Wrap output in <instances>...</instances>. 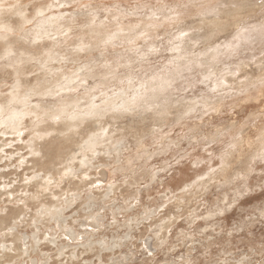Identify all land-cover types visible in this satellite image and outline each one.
Listing matches in <instances>:
<instances>
[{"label":"rangeland","instance_id":"rangeland-1","mask_svg":"<svg viewBox=\"0 0 264 264\" xmlns=\"http://www.w3.org/2000/svg\"><path fill=\"white\" fill-rule=\"evenodd\" d=\"M0 1L27 17L4 15L13 27L8 55L25 59L8 66L0 29V103L8 106L18 83L28 112L19 134L0 125V183L14 191L0 204L20 214L14 232L28 245L35 239L32 259L264 264V0ZM43 16L51 31L33 42ZM48 46L57 58L51 75L27 60ZM68 76L70 88L52 94ZM121 90L132 108L87 117L66 143L62 120L44 114L100 105ZM38 120L47 144L30 156ZM103 131L96 153L84 149V138ZM57 199L55 218L38 221Z\"/></svg>","mask_w":264,"mask_h":264},{"label":"bare ground","instance_id":"bare-ground-1","mask_svg":"<svg viewBox=\"0 0 264 264\" xmlns=\"http://www.w3.org/2000/svg\"><path fill=\"white\" fill-rule=\"evenodd\" d=\"M18 1V0H16ZM1 2V1H0ZM3 4V3H2ZM14 4V3H13ZM6 6V5H5ZM3 6V7H5ZM9 6V5H8ZM11 6V5H10ZM2 7V5L0 4V25L2 28V30L5 31L4 35L1 37V40L2 39H5L6 38V42H3L4 45H3V48H8L10 46V41L8 40V34L13 30L11 27L12 25L10 24L9 21H4V15H9V16H18L20 18H22L23 22L22 23H25V21L27 20V17L25 16L23 10L21 9H14V10H5L4 8ZM234 11V9H232ZM239 10V9H238ZM25 11V10H24ZM237 11V10H236ZM41 13H43L42 11H40ZM219 13V12H217ZM216 15V14H215ZM38 18V17H37ZM40 19V25L38 26V29L35 31L33 37H32V41L33 42H36V41H39V40H42L43 39V36H46L48 37V34L50 33L51 31V27L49 26L51 23H49L50 21H45L44 19V16L43 17H39ZM19 20V19H18ZM21 21V20H20ZM39 21V20H38ZM205 21V20H204ZM19 22V21H18ZM44 23H49L48 24V27L50 29H44L43 25ZM18 24V23H17ZM213 25V24H212ZM211 25V26H212ZM215 25V24H214ZM88 30V29H87ZM217 30V29H216ZM215 30V31H216ZM147 31V30H146ZM23 32V31H22ZM89 32V31H88ZM91 32V31H90ZM98 32V31H97ZM97 34V33H96ZM100 34V33H99ZM109 34V33H108ZM81 35V34H80ZM211 35V34H210ZM99 36L100 38V35L97 34V37ZM94 37V36H93ZM104 38H107L105 36H103ZM209 37V36H208ZM109 38V37H108ZM134 39V37H132ZM44 39H47V38H44ZM179 39V38H178ZM206 39V38H205ZM51 41V39L49 40ZM96 41V38L94 39V43ZM101 41V40H100ZM181 41V40H180ZM52 42V41H51ZM165 42V41H164ZM177 43V42H176ZM55 44V43H54ZM54 44H50L49 43V46L52 47V45ZM95 45V44H94ZM135 45V44H134ZM47 47L45 49V52L43 53H40L38 54V57L36 58H26L28 61H35L37 63V67L40 68V70L43 71H47V75H51L53 74L54 70L58 69V68H54L50 66L51 62L53 61H56L57 58L55 57L54 53L52 51V49L50 47ZM82 46H85L83 43L80 44L79 46V50L83 49ZM171 47V46H170ZM182 47V46H180ZM186 47V46H185ZM5 48V49H6ZM172 48V47H171ZM174 48V46H173ZM183 48V47H182ZM209 48V47H208ZM177 49V47L175 48ZM187 49V48H186ZM190 49V48H189ZM188 49V50H189ZM12 50V49H11ZM178 50V49H177ZM6 51V50H5ZM185 51V50H184ZM12 53L9 48L8 50L4 53L5 56L7 57V59L5 60H8L9 63H8V66H12V65H16L19 61H22L24 60L25 58H17L16 57H13L12 59L9 57L8 54ZM35 53V52H34ZM110 55V54H109ZM24 56V55H23ZM28 56H30V54H28ZM33 55H31L32 57ZM212 56H214V53L212 54ZM61 57V56H60ZM213 58V57H212ZM194 59V58H193ZM209 59V58H208ZM214 59V58H213ZM60 61V60H59ZM190 61V60H189ZM197 61V60H196ZM6 63V61H5ZM61 64V62H60ZM64 64V63H63ZM8 68V67H7ZM17 69V68H16ZM14 69L15 73H17V70ZM60 69V68H59ZM83 69V68H82ZM85 69V68H84ZM37 70V69H36ZM104 70V69H103ZM41 72V71H40ZM102 72V71H101ZM109 72V71H107ZM65 73V72H64ZM89 73V72H88ZM105 73V71L103 72ZM111 73V72H110ZM108 73V74H110ZM67 74V73H66ZM70 74V73H68ZM67 74V75H68ZM94 74V72H93ZM101 74V73H100ZM99 74V75H100ZM106 74V73H105ZM76 75V74H74ZM73 75V76H74ZM79 76H82L83 78L84 77H90L85 75L84 73H79L78 74ZM96 75L98 76V74L96 73ZM77 76V75H76ZM94 75H92V78H93ZM103 76V75H102ZM101 76V78H102ZM105 78L107 76L104 75ZM109 76V75H108ZM218 76V75H217ZM50 77V76H49ZM100 78V76H99ZM72 79L74 80V77L72 76H68V78H66V80L64 79V82L62 84H59V85H56V88L54 91H52L51 93L55 94V93H59L61 91H65V90H68L71 86V82H72ZM104 79V78H103ZM108 79V78H107ZM20 80V79H19ZM76 80V79H75ZM74 80V81H75ZM106 81V79H104ZM103 80V81H104ZM147 80V79H146ZM56 81V80H55ZM54 81V82H55ZM101 81V80H100ZM104 81V82H105ZM108 81V80H107ZM102 82V81H101ZM155 82V81H154ZM222 82V81H221ZM226 82V81H225ZM53 82H51L52 84ZM102 84V83H101ZM152 85V84H151ZM156 86V85H155ZM153 86V87H155ZM21 88V85H19L18 83H16V86L15 88L13 89V91H11V95L9 98H11L7 104L8 106H2V104L0 103V117L1 116H5L3 118H0V125L3 127V132L4 131H10L11 134L13 133H17L19 134L20 131L22 130L21 129V126H22V122L26 116V114H28V112H26L25 110L21 109V107H24V103L26 101H24L23 98H19L21 97V94H18V90ZM161 88V87H160ZM160 93V92H159ZM87 94V93H86ZM89 94V93H88ZM126 94V91H119L117 92L116 94H113V96L111 97H107L105 98L102 102H100L101 104L100 105H94L93 104V100L91 101V103L88 102L87 106L86 107H83L81 105H79V109L80 111H75L73 110L74 108H76V104L71 102V104L68 103V106L67 105H59L61 106V108H59L58 110H55L54 112H51L49 111L48 114L46 112H44L45 116L48 117V118H54V119H59V120H62V130H60V128H58V134L61 135L60 133H67V138L65 139L64 137V142L63 143H66L70 140V136L74 133H75V130L78 129V125L81 126V124L85 121V120H88L86 119L87 117H90V118H94V119H99L101 117H103L105 114H108V113H112L114 111H127L128 109L132 108L134 106V98H124L123 95ZM143 94V92H142ZM153 94H149L148 93V98L150 96H152ZM93 97V96H92ZM90 97V98H92ZM137 97V96H136ZM81 98V97H80ZM89 98V99H90ZM82 99V98H81ZM80 99V100H81ZM26 100V99H25ZM65 101V100H64ZM67 101H71V100H66ZM65 103V102H64ZM5 104V103H4ZM16 105H19L20 108L16 107ZM137 107V106H136ZM30 109V108H29ZM28 110V109H27ZM119 111V112H120ZM32 113V111H31ZM36 114V113H35ZM38 117H39V113L37 114ZM35 116V115H33ZM35 120V119H34ZM26 122V121H25ZM56 122V121H55ZM99 122V121H97ZM96 122V123H97ZM41 121L38 120V122L35 123L34 127H32L34 130L32 132V137L28 140L27 142V149H28V154L27 155H30V156H37L38 153H41V151L43 150V148L45 149L44 145L47 144V136H48V133H43L42 130L38 127V124H40ZM42 124V123H41ZM43 125V124H42ZM0 127V128H2ZM51 129V128H50ZM65 131V132H63ZM51 132H53L51 130ZM56 132V131H55ZM65 133V134H66ZM105 132L103 131L102 134H94V135H90L87 139L84 138V140H82V143L85 145L84 149H86L88 152L94 154L97 152L96 150V146H98L99 144H102V142H104V134ZM57 134V133H56ZM76 134H77V131H76ZM79 135V133H78ZM49 139V138H48ZM50 141V140H49ZM107 141V140H106ZM52 145V144H51ZM61 145V144H60ZM105 146V145H104ZM58 147V146H57ZM114 147V146H113ZM2 148V147H1ZM84 149H80L82 152H81V159H80V166H86L87 164L91 163V160L86 156L85 152H84ZM51 152V151H50ZM43 153V152H42ZM42 156V155H41ZM91 158V156H90ZM77 159L76 157L74 158H71V161ZM28 162V160L26 161ZM31 161H29L28 163H30ZM69 165V164H68ZM72 165V164H71ZM74 166V165H73ZM35 168V167H34ZM68 169V168H67ZM64 170V169H63ZM47 172V171H45ZM103 176L102 179L105 178V172L104 171H101L100 172ZM48 175V174H46ZM43 174V176H41L42 180H46L45 176ZM101 175V176H102ZM64 176V175H62ZM26 177V176H25ZM38 177L36 175L34 176H28L26 177V179L24 181H27V183L25 182L24 184V187L26 188L27 186H29L31 182H34L33 180ZM53 177V176H52ZM39 178V177H38ZM51 178V177H50ZM47 179H49L47 177ZM39 180V179H38ZM29 182V183H28ZM46 182V181H45ZM36 184V183H35ZM45 184V183H44ZM48 184V183H47ZM46 185H44L45 187ZM5 187L2 185V183H0V203L1 202H4L8 204L11 203V200L9 199V195H12L14 193V191L12 192H4L5 191ZM25 191V189H24ZM28 191V189H27ZM34 192V191H33ZM36 192V191H35ZM6 194V197H8L6 200H2V197L1 195L2 194ZM32 193V192H31ZM24 194V193H23ZM26 194V193H25ZM35 195V194H34ZM38 197V196H37ZM30 198V196H29ZM66 199V198H65ZM71 199V197H70ZM60 200V199H59ZM58 199L55 200V201H52V203H48V205H46L40 212L39 216H37L39 219H37L38 221H40V219H45V221L47 220H50V219H53L55 218V214L57 213V205L59 206L58 202H60ZM63 200V199H62ZM68 202V201H67ZM62 204V203H61ZM66 204V203H65ZM64 205V204H63ZM6 206H4L5 208ZM9 206H7V209L5 211L8 210L9 212V209H8ZM3 207H1V204H0V264H18L16 261H18L19 258L17 257H20V258H26L27 260H31V261H28L27 264H38L39 260L38 259H35V260H32V257L30 256L31 252L33 251V249L35 248V245H34V242H35V239L33 238V242L31 241V244L28 245V243L26 242V240L28 239V237H25L23 236V238L20 236L21 234L18 235L17 232H14L16 229H15V225H16V219L18 218V216L20 214H17L14 216L11 214V213H4L2 212L4 210ZM34 210V209H33ZM60 210V209H59ZM36 216V215H35ZM59 217V216H58ZM55 220V219H54ZM71 232V231H70ZM73 236V233L71 234ZM49 240V239H48ZM52 241L50 240V243ZM38 246V245H37ZM34 252V251H33ZM20 260V259H19ZM16 262V263H15ZM19 262V261H18ZM25 262V261H24ZM27 262V261H26ZM41 262V261H40ZM20 264V263H19ZM26 264V263H25ZM39 264H46L45 262L44 263H39Z\"/></svg>","mask_w":264,"mask_h":264},{"label":"water","instance_id":"water-1","mask_svg":"<svg viewBox=\"0 0 264 264\" xmlns=\"http://www.w3.org/2000/svg\"><path fill=\"white\" fill-rule=\"evenodd\" d=\"M22 236H26L25 234H23ZM32 260H34V259H32Z\"/></svg>","mask_w":264,"mask_h":264}]
</instances>
